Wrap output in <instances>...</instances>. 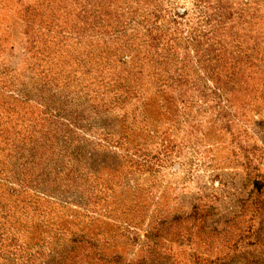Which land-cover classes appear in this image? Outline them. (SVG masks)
<instances>
[{
    "label": "rangeland",
    "instance_id": "374dc122",
    "mask_svg": "<svg viewBox=\"0 0 264 264\" xmlns=\"http://www.w3.org/2000/svg\"><path fill=\"white\" fill-rule=\"evenodd\" d=\"M84 2L0 0V264H264V0H234L260 61L225 96L146 87L139 32L143 96L115 106L82 62Z\"/></svg>",
    "mask_w": 264,
    "mask_h": 264
},
{
    "label": "trees",
    "instance_id": "16d2710c",
    "mask_svg": "<svg viewBox=\"0 0 264 264\" xmlns=\"http://www.w3.org/2000/svg\"><path fill=\"white\" fill-rule=\"evenodd\" d=\"M160 1L151 0L149 8L140 0H85L79 13L77 35L86 40L82 62L96 68L106 93L117 92L114 106L143 96L145 86L138 73L123 69L131 66L128 56L133 53L136 58L140 45L157 57L158 68L144 78H149L146 87L157 86L159 91L188 85L196 92V86H203L201 95L223 97L225 88L239 81L236 77L244 66L257 67L260 59L254 57V50L261 45V22L255 10L249 16L250 8L234 0H195L190 20L187 11L176 10V0H164L167 5ZM243 27L247 34L241 35ZM75 30L73 25L68 32ZM139 32L144 40L135 45ZM197 76H202V84L193 82ZM205 90L209 92L202 94Z\"/></svg>",
    "mask_w": 264,
    "mask_h": 264
}]
</instances>
